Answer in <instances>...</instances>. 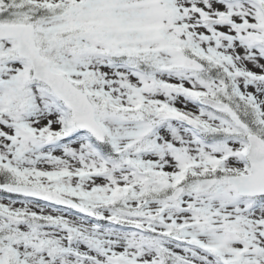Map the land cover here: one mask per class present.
<instances>
[{
  "label": "snow or ice",
  "instance_id": "1",
  "mask_svg": "<svg viewBox=\"0 0 264 264\" xmlns=\"http://www.w3.org/2000/svg\"><path fill=\"white\" fill-rule=\"evenodd\" d=\"M0 264H264V0H0Z\"/></svg>",
  "mask_w": 264,
  "mask_h": 264
}]
</instances>
